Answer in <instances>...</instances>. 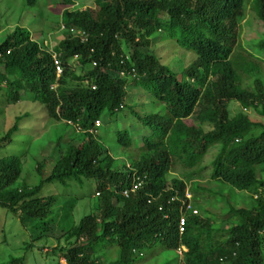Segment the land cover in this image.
<instances>
[{
    "label": "trees",
    "instance_id": "16d2710c",
    "mask_svg": "<svg viewBox=\"0 0 264 264\" xmlns=\"http://www.w3.org/2000/svg\"><path fill=\"white\" fill-rule=\"evenodd\" d=\"M38 1L23 3L35 7ZM96 4L95 10L65 8L59 14L65 36L53 47L62 67L58 78L50 53L40 49L27 28L15 27L0 44V92L6 102L28 98L47 117L72 121L84 130L81 139L59 143L50 172L32 189L12 187L21 165L18 156L0 159V207L43 231L53 218L49 212L54 203L53 195H37L43 185L93 180L97 213L68 230V245L58 248V256L69 264H103L91 254L111 242L117 258H108V264H132L137 254L151 248L153 254L173 251V264H264V178L258 176L264 173V62L257 55L264 56V0ZM248 12L254 16L249 22L263 28L262 36L251 42L257 53L239 38ZM72 27L82 30L85 39L71 35ZM158 43L180 47L193 58L181 71L178 66L172 71L157 52L144 49ZM73 58L87 68L83 74H74ZM128 88L147 93L145 116L127 102L132 94ZM231 101L244 111L230 116ZM247 109L262 120L252 119ZM124 110L150 133L140 142L126 128L115 131L114 147L128 148L130 165L123 161L114 167L115 158L89 129L97 120H115ZM16 130L15 124L6 131L0 147L11 142ZM168 173L177 176L168 181ZM133 175L145 176L144 185L125 197L121 191L131 185ZM204 180L228 191L221 212L229 227H218L206 210L212 200L208 195L215 193L198 183ZM240 196L253 199L251 207L239 206ZM187 204L197 212L187 209L179 232ZM180 245L186 248L181 256L175 253ZM0 264L25 262L11 256Z\"/></svg>",
    "mask_w": 264,
    "mask_h": 264
},
{
    "label": "rangeland",
    "instance_id": "374dc122",
    "mask_svg": "<svg viewBox=\"0 0 264 264\" xmlns=\"http://www.w3.org/2000/svg\"><path fill=\"white\" fill-rule=\"evenodd\" d=\"M38 3L35 7H28L24 6L23 0H0V44L15 27H25L31 32L32 39L38 43L40 49L50 53L53 59L55 56L53 47L65 36L60 23H58V16L62 10L65 8H69L71 11L87 8L95 10L97 8L96 0H72L71 3H65L64 0H39ZM250 20H254V16L248 12L241 21L239 38L251 50L255 49L251 42L257 41L262 36L259 31H262L263 28L256 27L257 23H251ZM72 29V31L69 29V33L76 36L78 29L74 27ZM144 49L157 52L161 61L166 63L172 71L177 66L181 71V68L193 58L190 52L177 46H170L168 43H158L157 46L152 44L149 48ZM254 51L257 53L256 49ZM257 55L263 57L261 59L264 62V56L260 53ZM70 63H72V70L76 75H81L87 70L85 66L81 67L78 64L76 58H73ZM60 75L61 73L55 76L58 78ZM56 86L57 82L51 85L52 88ZM249 88L252 89V86ZM128 90L132 94L126 98L127 102L133 105L139 115L145 116L149 105L147 93L141 89L137 91L128 88ZM228 110L230 116L244 111L243 106L237 101H231L228 104ZM245 112L252 119L262 120L253 109H247ZM113 118L116 119L110 122L104 120V124L100 120L102 126L93 135L107 147L110 155L115 158L114 167L120 166L123 161L126 162V166H129L128 148L122 149L120 145L114 147L117 144L115 131L126 128L133 138L136 137L141 142V138L150 133V130L137 118L129 117L127 110ZM15 124L17 130L13 132L11 142L0 147V159L6 157L12 160V156H18L21 165L12 183V187L18 189L23 186L32 189L38 185L50 172L59 143L79 140L83 134L76 130L73 124H67L63 120L55 121L47 117L39 103L30 101L28 98L21 99L16 103H9L6 102L3 92H0V138ZM14 169L16 171V167ZM175 176L177 175L174 173H168V181ZM258 176L264 178V173H260ZM198 183L215 193L213 196L208 195L212 200H208L205 207L217 219L215 224L222 228L229 227L230 223L226 221V214L221 212L223 197L227 198L228 191H224L216 181L204 180ZM96 190L95 181L84 179L82 183L68 180L65 184L54 181L43 185L37 195L44 197L53 195L54 197V203L49 212L53 218L47 229L43 231L36 228L31 220L22 223L16 213L0 207V263L6 262L11 256H22L25 264L55 263V257L57 259L60 257L58 248L68 245L65 237L66 232L74 225L79 224L85 215L96 212L98 202ZM185 195L189 196L190 194L185 191ZM240 201L242 203L240 202L239 206L251 207L253 204V199H247V197L244 199L243 196H240ZM180 209L182 211V206ZM185 213H188L186 208L182 212L183 217H185ZM83 239L81 237L76 242ZM153 250L152 248L147 249L141 256L137 254L132 264H173L171 263L175 257L173 251L161 249L153 254ZM262 251L264 254V242ZM91 256H96L103 261V264H108L109 259L117 258V247L113 242L107 243L106 247H102L100 251L92 253Z\"/></svg>",
    "mask_w": 264,
    "mask_h": 264
},
{
    "label": "built area",
    "instance_id": "2783aa9c",
    "mask_svg": "<svg viewBox=\"0 0 264 264\" xmlns=\"http://www.w3.org/2000/svg\"><path fill=\"white\" fill-rule=\"evenodd\" d=\"M61 27L63 29V25H61ZM72 30L73 29L70 28V31H72ZM77 36H80L82 39H85V36L86 35H85V33L82 30H79L78 29L77 30ZM54 63H55L56 72L59 73L61 71V67H60L59 61L56 58V56H54ZM95 124L98 125L99 124L98 121H96ZM143 178H145V176ZM143 178H141L139 175H137V176L136 175L135 176L133 175V178L131 180L130 187L123 189L121 191L122 195L126 197L131 192H134L137 189H139L143 185V183H144V179ZM96 194H98V193H96ZM187 197L189 198L190 195L187 196ZM186 209L191 210L192 213H196L197 212L196 209H191V207H190L189 204L186 205ZM184 224H185V219H184L183 215L181 214V216L179 218V221H178V224H177L178 225L179 232L182 231ZM182 250H184V248L183 247H180V248H177L176 251H177L178 254H181ZM56 264H69V263L67 262V260H66L65 257L60 256L59 259L57 260V263Z\"/></svg>",
    "mask_w": 264,
    "mask_h": 264
},
{
    "label": "clouds",
    "instance_id": "9594fccd",
    "mask_svg": "<svg viewBox=\"0 0 264 264\" xmlns=\"http://www.w3.org/2000/svg\"><path fill=\"white\" fill-rule=\"evenodd\" d=\"M62 25V24H61ZM60 25V26H61ZM8 53V52H7ZM55 56H56V58H57V53L55 52ZM58 59V58H57ZM58 61H59V59H58ZM53 62H54V57H53ZM59 64H60V61H59ZM54 66H55V63H54ZM60 67H61V65H60ZM55 72H56V68H55ZM62 72V67H61V71L59 72V73H61ZM59 73H57L56 72V74L55 75H58ZM65 123H67V124H73L74 126H75V128H76V130H78V131H80V132H82V131H84L83 129H81L80 128V126L79 125H77V124H74V123H72V121H69V120H63ZM98 121V125H96L95 123H96V121L94 122V127L92 128V129H89V131L92 133V134H94L95 133V131L96 130H98L97 128L100 126V121L99 120H97ZM141 178H143L144 176H140ZM133 178V177H132ZM146 178V177H145ZM145 178H143L144 179V182H145ZM131 184V183H130ZM143 185H144V183H143ZM143 185L140 187V188H142L143 187ZM130 187V186H129ZM128 187V188H129ZM139 188V189H140ZM125 189V188H124ZM139 189H137V190H139ZM136 190V191H137ZM136 191H134V192H136ZM134 192H131V193H134ZM96 193H98V191H96ZM122 194V193H121ZM96 195H98V194H96ZM180 247H183L184 248V250H182V252H181V254H178L177 253V248H180ZM176 248V250H175V253L177 254V255H179V256H181L182 255V253L186 250V248L183 246V245H180L179 247H177ZM57 260L58 259H56V263H57ZM67 260V259H66ZM68 262V261H67ZM69 263V262H68Z\"/></svg>",
    "mask_w": 264,
    "mask_h": 264
}]
</instances>
